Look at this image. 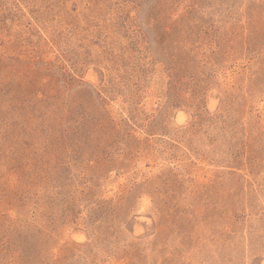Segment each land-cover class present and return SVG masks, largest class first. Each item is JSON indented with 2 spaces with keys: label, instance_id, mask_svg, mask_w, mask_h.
<instances>
[{
  "label": "rangeland",
  "instance_id": "obj_1",
  "mask_svg": "<svg viewBox=\"0 0 264 264\" xmlns=\"http://www.w3.org/2000/svg\"><path fill=\"white\" fill-rule=\"evenodd\" d=\"M0 264H264V0H0Z\"/></svg>",
  "mask_w": 264,
  "mask_h": 264
}]
</instances>
